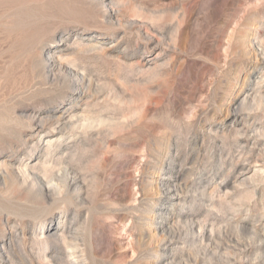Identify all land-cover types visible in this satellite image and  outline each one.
Returning a JSON list of instances; mask_svg holds the SVG:
<instances>
[{"label": "rangeland", "instance_id": "obj_1", "mask_svg": "<svg viewBox=\"0 0 264 264\" xmlns=\"http://www.w3.org/2000/svg\"><path fill=\"white\" fill-rule=\"evenodd\" d=\"M263 232L264 0H0V264L263 263Z\"/></svg>", "mask_w": 264, "mask_h": 264}, {"label": "bare ground", "instance_id": "obj_2", "mask_svg": "<svg viewBox=\"0 0 264 264\" xmlns=\"http://www.w3.org/2000/svg\"><path fill=\"white\" fill-rule=\"evenodd\" d=\"M257 38V37H256ZM256 40V39H255ZM43 42V41H42ZM252 42V41H251ZM254 42V41H253ZM255 45H256V43H255ZM261 52V51H260ZM42 53V52H41ZM260 54H262V53H260ZM44 55V54H43ZM48 59H47V63L48 64H52V63H54L53 62V60H54V55L52 54V53H48ZM59 59V58H58ZM30 60V59H29ZM44 61V60H43ZM56 61V60H55ZM33 62V61H32ZM42 62V61H41ZM260 62V61H259ZM36 64V63H35ZM39 65V64H38ZM55 65V64H54ZM40 66V65H39ZM36 67V66H35ZM38 67V66H37ZM52 67H54V66H52ZM64 72V71H63ZM63 78V77H62ZM75 78V77H74ZM83 79V78H82ZM84 81H85V79H83ZM80 81L79 80V84L77 85V86H79V89H82L83 90V92H84V90L85 89H88V87H90L88 84H86V82H84V81ZM76 81H77V79H76ZM91 89V88H90ZM250 96V95H249ZM257 97V96H256ZM259 97V96H258ZM249 99V98H248ZM257 99V98H256ZM259 99V98H258ZM79 100V99H78ZM259 102V101H258ZM257 103V102H256ZM66 114H67V111H66V109H65V107H63L60 111H59V114L57 115V117H55V121H54V123H53V125H54V129L55 130H58L60 133L61 132H63L66 128H67V126L69 125V124H71L72 123V121L71 120H69L68 118H69V116H70V114L68 115V116H66ZM53 115V114H52ZM71 117V116H70ZM52 118V117H51ZM71 118H73V116L71 117ZM75 119V117L73 118V120ZM81 120V119H80ZM79 121V120H78ZM51 123V124H52ZM44 125V124H43ZM72 125V124H71ZM38 126H39V124H38ZM41 126V125H40ZM70 128V127H69ZM53 129V128H52ZM16 174H17V172H15ZM19 173V172H18ZM20 176V175H19ZM12 177H13V174H12ZM3 178V177H2ZM17 178V177H16ZM7 179V178H6ZM11 179V178H10ZM77 179V178H76ZM14 182V181H13ZM76 184L78 183L77 182V180H76V182H75ZM75 185V184H74ZM70 186H71V184H70ZM79 187V186H78ZM74 188V187H73ZM82 188V187H81ZM168 190V194L169 195H174L175 196V194H176V189H173V188H169V189H167ZM76 191V190H75ZM80 191V190H79ZM81 192V191H80ZM167 194V193H166ZM177 197V196H176ZM50 198V197H49ZM75 200V199H74ZM57 201V200H56ZM66 201V200H65ZM67 202V201H66ZM39 219V218H38ZM61 227H63V228H65V226L63 225V226H60V223L59 224H52L51 226H48L47 227V230H51L52 232H53V230H55L52 234H51V231L49 232L50 234H49V237L50 238H55V239H57V240H61L62 241V243L65 245V246H67V248H69L70 250L72 249V250H76L77 252H80V250H79V247H81L80 246V244H78V242H80L81 240V238H79V237H77L76 235L75 236H67L65 233H64V231L60 234V235H58V232L59 231H61ZM13 232V231H12ZM80 232V231H79ZM78 233V232H77ZM264 233V232H263ZM14 235H16V234H14ZM78 235H80V234H78ZM15 237V236H14ZM80 237H81V235H80ZM38 239V238H37ZM263 239H264V237H263ZM43 240V239H42ZM82 240H83V238H82ZM39 241H41V240H39ZM48 241V240H47ZM263 241V240H262ZM10 243H11V241H10ZM40 243V242H39ZM262 243H264V242H262ZM41 244V243H40ZM39 244V245H40ZM84 244V243H83ZM79 250V251H78ZM82 250H85L84 248L82 249ZM76 252V253H77ZM83 252H86V251H83ZM76 253H73L72 255H74V254H76ZM82 253V252H81ZM9 254V253H8ZM10 255V254H9ZM11 256V255H10ZM262 256V255H261ZM261 256H260V258H261ZM9 257V256H8ZM69 257V256H68ZM53 258V257H52ZM66 258V257H65ZM259 258V259H260ZM12 260V259H11ZM10 260V261H11ZM258 260V259H257ZM261 260V259H260ZM44 261V260H43ZM56 261V260H55ZM77 261V260H76ZM80 261V260H79ZM86 261V260H85ZM12 262V261H11ZM13 263V262H12ZM11 263V264H12ZM84 263V262H83ZM263 263H264V261H263ZM261 261H258V262H256V263H253V264H263ZM58 264V263H57ZM72 264H73V262H72ZM78 264V263H77ZM85 264V263H84Z\"/></svg>", "mask_w": 264, "mask_h": 264}]
</instances>
